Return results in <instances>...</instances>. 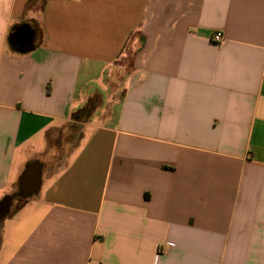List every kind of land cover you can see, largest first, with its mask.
Instances as JSON below:
<instances>
[{
  "label": "crops",
  "instance_id": "1",
  "mask_svg": "<svg viewBox=\"0 0 264 264\" xmlns=\"http://www.w3.org/2000/svg\"><path fill=\"white\" fill-rule=\"evenodd\" d=\"M5 196L0 264H264V0H0Z\"/></svg>",
  "mask_w": 264,
  "mask_h": 264
},
{
  "label": "water",
  "instance_id": "2",
  "mask_svg": "<svg viewBox=\"0 0 264 264\" xmlns=\"http://www.w3.org/2000/svg\"><path fill=\"white\" fill-rule=\"evenodd\" d=\"M10 37L21 52H24L33 46V31L28 24H21L16 32L10 34ZM9 199V196L2 198L0 202V211L7 207Z\"/></svg>",
  "mask_w": 264,
  "mask_h": 264
},
{
  "label": "built area",
  "instance_id": "3",
  "mask_svg": "<svg viewBox=\"0 0 264 264\" xmlns=\"http://www.w3.org/2000/svg\"><path fill=\"white\" fill-rule=\"evenodd\" d=\"M211 39L213 42H216V43H220L222 42V36H221V33L216 31V32H213L212 36H211Z\"/></svg>",
  "mask_w": 264,
  "mask_h": 264
},
{
  "label": "trees",
  "instance_id": "4",
  "mask_svg": "<svg viewBox=\"0 0 264 264\" xmlns=\"http://www.w3.org/2000/svg\"><path fill=\"white\" fill-rule=\"evenodd\" d=\"M76 116H77L78 118H79V117H82L81 113L77 114Z\"/></svg>",
  "mask_w": 264,
  "mask_h": 264
}]
</instances>
